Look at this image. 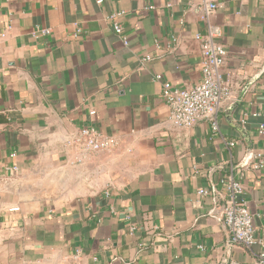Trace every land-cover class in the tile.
I'll list each match as a JSON object with an SVG mask.
<instances>
[{"label":"crops","instance_id":"obj_1","mask_svg":"<svg viewBox=\"0 0 264 264\" xmlns=\"http://www.w3.org/2000/svg\"><path fill=\"white\" fill-rule=\"evenodd\" d=\"M216 1L231 95L214 131L176 126L162 97L163 81L203 77L201 0H0V264L255 261L259 246L231 241L220 180L244 172L264 239V183L246 168L264 146V0ZM89 125L118 146L83 154Z\"/></svg>","mask_w":264,"mask_h":264},{"label":"built area","instance_id":"obj_2","mask_svg":"<svg viewBox=\"0 0 264 264\" xmlns=\"http://www.w3.org/2000/svg\"><path fill=\"white\" fill-rule=\"evenodd\" d=\"M98 2L101 3L102 0H98ZM218 7L219 3L216 0H201L199 4L201 18L206 24V33H196L195 35V38L201 43L203 70L201 81L187 87H177L170 81H163L162 97L170 108V119L176 126L192 127L198 121L205 120L212 130L216 131L219 128L220 110L224 103L230 99V85L222 76V66L226 60L227 50L218 41L223 31L219 25L212 21ZM123 15V11H115L108 18L113 21V29L121 36L124 45H128L129 40L123 35V27L118 21ZM50 31V28H37L32 34L34 37H39V35L50 34ZM145 59L149 60L151 56L148 55ZM155 78L162 80L161 75H156ZM90 114H95V111H90ZM262 117L259 124L261 134L264 132V113ZM72 142L80 148L83 154L110 151L119 144L117 138L102 133L93 125L81 127ZM234 144L233 141L229 142L231 146ZM15 156L16 153L13 152L11 157ZM246 168L264 183V146L252 152V157ZM11 170L17 172L18 166H12ZM1 179L0 174V181ZM243 179V171L239 172L238 176L228 175L221 178L220 182L227 190L220 207L221 214L230 232L232 242L248 249L259 246L260 251L252 263L232 260L229 264H264V239L257 235L254 228L253 217L245 196ZM198 192L201 195L209 194V191L203 188ZM11 210L17 211L19 208L14 207ZM200 248L202 247L200 246Z\"/></svg>","mask_w":264,"mask_h":264},{"label":"water","instance_id":"obj_3","mask_svg":"<svg viewBox=\"0 0 264 264\" xmlns=\"http://www.w3.org/2000/svg\"><path fill=\"white\" fill-rule=\"evenodd\" d=\"M249 155H250V153H249Z\"/></svg>","mask_w":264,"mask_h":264}]
</instances>
